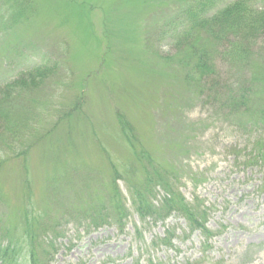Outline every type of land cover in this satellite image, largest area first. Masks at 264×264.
Here are the masks:
<instances>
[{
	"label": "rangeland",
	"instance_id": "rangeland-1",
	"mask_svg": "<svg viewBox=\"0 0 264 264\" xmlns=\"http://www.w3.org/2000/svg\"><path fill=\"white\" fill-rule=\"evenodd\" d=\"M19 2L29 18L13 25L11 2L0 0V100L15 106L11 122L17 130L31 119L42 139L12 136L16 149L31 145L27 173L24 158L0 142V228L25 208L33 217L45 214L46 224H60L50 264H264V160L251 155L259 129H245L247 118L226 120L217 106H203L147 49L150 40L159 55H172L170 41L155 40L184 0ZM136 59L143 63L134 66ZM55 62L58 75L40 89L23 86L18 95L19 87L7 86L24 74L30 85L32 68ZM220 66L223 78L229 76ZM40 103L45 107L37 108ZM119 115L141 146L177 175L185 200L207 211L206 228L214 236L192 232L175 214L142 220L123 180L117 185L130 211L123 224L95 230L69 218L107 206L112 166L125 179L131 176L125 170L140 167L123 139ZM163 195L159 191L157 199Z\"/></svg>",
	"mask_w": 264,
	"mask_h": 264
},
{
	"label": "trees",
	"instance_id": "trees-1",
	"mask_svg": "<svg viewBox=\"0 0 264 264\" xmlns=\"http://www.w3.org/2000/svg\"><path fill=\"white\" fill-rule=\"evenodd\" d=\"M9 1L12 4L8 14L10 23L14 25L26 21L29 18L28 11L19 0H6V3ZM183 3L181 10L159 29L155 40V43L170 41L172 55H159L150 40L147 49L174 71L175 83H182V87L202 101L203 106H217L219 112L225 114L224 118L228 117L226 120L247 118L245 129L258 128L261 136L251 155L257 162L263 161L264 48L259 44L264 40V0H184ZM136 63L139 65L143 60L136 59L134 66ZM220 65L227 67L229 76L223 78ZM233 71H237V74L233 75ZM29 72L30 85L26 84L24 74L13 83H6L7 86L19 87L18 95L24 92V87L40 89L45 81L55 79L58 65L56 62L54 65H38ZM14 107L10 99L0 100V142L3 150H14V157L24 158V164L27 165L24 172L27 173V155L31 145L21 144L16 149L14 142L17 140L12 139L18 133L23 141L32 139L39 142L42 132L36 128L32 130L31 119L29 123L24 120L23 132L17 130L11 122ZM36 107L43 108L45 105L41 106L40 103ZM17 111L28 120V111L22 113L20 107ZM70 114L66 113L65 117ZM18 117L15 115L16 122ZM117 120L123 139L140 167L131 166L125 170V175L131 174L125 179L112 166L115 177L113 195L107 200V206L79 212L80 216L71 213L69 218L95 230L113 223L123 224L130 216L126 199L117 185L118 180H123L127 184L132 208L142 220L165 221L175 214L186 219L192 232L199 230L207 236H214L206 228L207 211L198 210L200 205L197 207L185 200L178 187L179 178L172 169L164 166L141 146L138 136L124 116H117ZM19 123V128L24 125L22 121ZM159 191L164 193L160 201L157 199ZM30 195L27 190L25 197L30 199ZM30 209H23L17 214L16 221L9 219L8 225L0 228V264H50L52 258L49 250L53 240L61 237L58 231L60 224H46L45 214L33 217V210ZM48 233L54 236H48Z\"/></svg>",
	"mask_w": 264,
	"mask_h": 264
}]
</instances>
